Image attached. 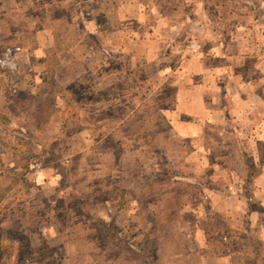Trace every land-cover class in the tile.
Here are the masks:
<instances>
[{
    "label": "crops",
    "instance_id": "0c3cea01",
    "mask_svg": "<svg viewBox=\"0 0 264 264\" xmlns=\"http://www.w3.org/2000/svg\"><path fill=\"white\" fill-rule=\"evenodd\" d=\"M209 2L0 0V46L18 44L19 69L36 76V85H23L13 95L7 96L0 85L1 172H17L22 164L33 173L48 169L19 161L23 147L40 154L46 141L71 146L82 141L87 146L71 150V157L86 156L97 140H126L128 121L149 122L150 134L145 130L130 137L159 140L162 146L134 149L149 161L134 167L151 175L165 166L173 172L169 188L182 191L173 208L168 193L149 199V209H142L126 190H119L122 196L112 203L114 186L120 189V183L98 178L113 166L105 159L99 166L91 155L82 170L101 188V204L85 212L80 226L71 221L77 211L62 215L63 197L77 195L74 190L62 196L59 185L56 200L49 199L57 204L52 208L38 196L43 206L33 212L30 227H36L39 239L33 241L25 232L31 242L12 248L38 252L26 264H264V0ZM132 28L147 29V35L136 37ZM115 75L122 81L137 76L150 81L134 78L131 85L118 84ZM89 80L90 99L78 103L75 95ZM116 91L124 94L113 96ZM165 91L171 92L168 97ZM63 121L75 127L64 135L59 128ZM14 136L17 140L10 141ZM121 145L116 146L122 156L126 150ZM160 155L167 159L163 165L156 162ZM207 172L218 190L209 202L191 208L182 194ZM250 175L253 196L247 202L237 188ZM88 181L71 184L76 191ZM226 186L236 189L227 191ZM127 218L136 222L130 244L123 241L127 231L118 226ZM95 222H101V232L94 230ZM224 230L231 232L229 253L218 236ZM57 234L62 241L54 245L42 239ZM14 256L25 264L22 256Z\"/></svg>",
    "mask_w": 264,
    "mask_h": 264
},
{
    "label": "rangeland",
    "instance_id": "374dc122",
    "mask_svg": "<svg viewBox=\"0 0 264 264\" xmlns=\"http://www.w3.org/2000/svg\"><path fill=\"white\" fill-rule=\"evenodd\" d=\"M204 2H207L209 5L211 2L209 0H203ZM190 4L191 1H187V4ZM136 34V37L139 36H146L147 29H141V28H132L129 29ZM6 49H9V56H7V60L5 59V51ZM17 49V50H16ZM22 53V48L18 45H6V46H0V85L6 89V95L8 94L13 95L18 93V91L21 89V86L26 85L32 86L36 82V76L31 75L30 73L22 72L20 67V55ZM134 78L137 79L139 82L143 81H150V78H146L145 76H137V77H128L125 81H122V76L115 75L112 76V80H114L113 83L120 84L121 82H125L126 85H131L134 83ZM152 78V83L155 81L154 77ZM120 79V80H119ZM119 80V81H118ZM169 83L172 84V81ZM90 84V80L88 82H82L81 84V90L75 95L77 99H74L75 101H78L80 103L81 101H85L88 94L87 87ZM36 85V84H35ZM122 85V84H121ZM120 92V93H119ZM123 95V91H116V93L113 94V96H116L117 94ZM167 97L170 95L167 91ZM164 93V94H165ZM128 92L126 93L127 98ZM149 94L148 91H146L147 95ZM143 95V96H144ZM142 96V98H144ZM64 100L68 103L69 98L63 97ZM90 99V98H88ZM83 110L86 112V107H83ZM117 107H112L110 111L116 112ZM112 121L110 119V126L112 125ZM129 122V121H128ZM126 123V128L128 133H135L139 136L143 133V131L148 130V134H150L151 124L149 122L142 123V122H131ZM160 125V120H158ZM66 123L61 122L59 125V128L62 132L70 131L71 128H75L74 126ZM100 127V126H99ZM108 127V126H107ZM106 127V128H107ZM161 130H165L164 125H160ZM0 132L3 133L2 129L0 128ZM128 135L127 139L124 141H95L94 146L95 149H93L89 154L86 156L83 155V152H81L79 155L71 157V150L72 152H78L81 148L86 147L87 145H84L82 141L75 142L74 145L71 146V143L68 142L64 143L66 141H60L59 144H56V142L52 141H46L45 149L39 150L40 154H35L31 152L30 148L25 149L23 147L22 151L19 155V161L23 163H28L29 161L33 164H39L40 167L43 168V164L48 166L47 170L42 174L40 172H30L27 171V167L24 169V164H22L23 168L21 170H18L17 172H1L0 170V264H21L18 261H16L13 257L16 258V256H22L26 261L29 262L34 257L39 256L38 252L34 251L33 249H30L28 251L22 250V251H14L12 250L14 243H25V245L32 239L33 241H36L39 239L38 232L36 230V227H30V223H35V220L32 218V214L35 210H40V206H43L42 202L38 201V196H43L46 198L45 205L51 206L49 208H52L54 206L57 207V204L53 201L50 203L49 199H55L56 195V189L59 185L63 186V194L62 196H68L72 195V190H74V193L70 197H63V200L65 199V205L64 210L62 212V215L68 216L70 212H78L79 214L74 215V217L71 218V221H76L79 224L82 225L86 219H85V212L90 209H97L98 205L101 204L99 202V199H101V188L95 187V183L92 182L90 179H87V172L86 170H82V164L84 161L87 160V162L90 161L91 155H93L96 160L99 161V166L102 164V160L105 159L106 161L109 160V163L113 166V169L110 170V172L102 173L101 176L98 178H103L106 180H109L113 182L114 184L118 185L120 183V189L116 186H114L111 202L114 203L117 198L119 199L120 196H122V193L124 190L128 191V193L131 195L129 198L137 197L141 202L140 205H142V209H149L148 208V202L149 199H160L161 197L164 198L165 194L168 193L169 195H173V203H169V207L173 208L176 204V198L179 196V193H182L181 188L175 185H172L171 188H169V185L172 183V181H169L170 175H172L171 172H168L165 170L164 167H159L158 174L154 173H143L139 172L135 169L134 165L135 162H141V163H148V156L146 154H141L140 152H136L137 150H140V148H145L148 151L156 149V145H160L159 140H150V139H133ZM133 134V136L135 135ZM64 135V134H63ZM13 137V135H11ZM130 137V138H129ZM15 138V139H14ZM10 141H15L16 136ZM94 141H92L93 143ZM117 142L121 143L120 148H124L126 150L125 154L121 156V152L117 151ZM0 143H2L0 141ZM44 143V142H43ZM42 143V144H43ZM91 143V142H90ZM164 143V142H163ZM52 145L51 147H49ZM98 145V146H97ZM58 148V149H56ZM136 149V151L134 150ZM147 151V152H148ZM157 153H160V151H157ZM119 154L120 156L118 157ZM181 156H178V162L181 166L183 165L180 161ZM167 161L165 156L160 155V157L156 158L157 164H162ZM172 162V161H171ZM174 163V162H173ZM61 166V167H60ZM119 169H122L121 171H118ZM170 173V174H169ZM90 175L92 176L93 173L90 172ZM153 178H152V177ZM196 182H194L192 187L189 190H186L183 192V199L187 200L188 205L191 208H196L197 206L207 203L211 200L212 197L216 194V191L218 190L214 188V182L213 179L215 178L213 174L205 173L201 177H198ZM251 175L248 177V179L243 180L240 182L241 186L237 188V190H240L242 192L243 198L249 202L251 201V197L253 196V185L251 181ZM89 180L87 182L86 187L84 186L81 189H78L75 191L74 185L71 184L73 180ZM102 179V180H103ZM37 180V181H36ZM101 180V179H100ZM16 183V186L14 188L10 187L11 183ZM33 182V183H32ZM32 183V184H31ZM77 183V182H76ZM82 184V181H81ZM106 184V183H105ZM239 184V183H235ZM46 185V186H44ZM107 185V184H106ZM123 186V187H122ZM45 187V188H44ZM82 187V186H81ZM88 187V188H87ZM104 187V185H103ZM13 189V190H12ZM61 189V187H60ZM226 190H230L231 188L229 186H226ZM236 188L232 187L231 190H235ZM122 193H120V191ZM227 190V191H228ZM239 192V191H238ZM104 194H106L105 191H103ZM79 195V196H78ZM177 196V197H176ZM77 197V199H76ZM76 199V200H74ZM56 200V199H55ZM3 201H7L6 204H1ZM143 201V202H142ZM61 202V200L59 201ZM166 202L163 203V206H165ZM168 204V203H167ZM155 208V207H154ZM155 211V209H152ZM69 212V213H68ZM84 213V214H83ZM75 216H78L77 219ZM90 222V220H89ZM135 221L133 219L127 218L124 221L119 223L118 226L123 225V228L127 231V236H125V240H123L126 244L131 243V238L133 239V236L135 233L133 232V227L135 226ZM162 223H164L162 221ZM99 226L97 228V226ZM146 225V224H145ZM94 230L97 229L98 231H102L103 226L101 222H95L94 223ZM112 226L115 228V223H112ZM36 230V231H35ZM105 231V230H104ZM27 233V235L30 236L31 239L28 238V236L24 233ZM31 233V234H30ZM219 240L223 243L224 246H227V248H224V252L229 253L230 248L229 244L231 241V232L229 230H224L222 232H218ZM217 235V234H216ZM42 239L47 244H55L56 242L62 241L61 236L59 234L53 236V235H47L43 236ZM117 242V243H116ZM114 245H116V248L119 247L120 242L116 241ZM32 248V247H31ZM49 255L51 253L49 250H46V252ZM150 258V257H149ZM38 260V259H37ZM47 262L50 263L51 259H47ZM66 262V261H64ZM70 264H77V261H72Z\"/></svg>",
    "mask_w": 264,
    "mask_h": 264
},
{
    "label": "built area",
    "instance_id": "2783aa9c",
    "mask_svg": "<svg viewBox=\"0 0 264 264\" xmlns=\"http://www.w3.org/2000/svg\"><path fill=\"white\" fill-rule=\"evenodd\" d=\"M16 50H17V49H16ZM9 52H10V50H9V49H6V51H5V59H6V60L8 59L7 56H9V55H8Z\"/></svg>",
    "mask_w": 264,
    "mask_h": 264
}]
</instances>
